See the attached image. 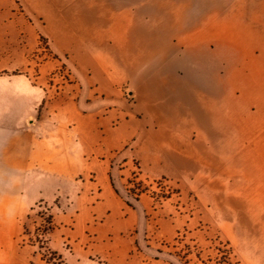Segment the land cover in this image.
I'll return each mask as SVG.
<instances>
[{
	"label": "rangeland",
	"instance_id": "1",
	"mask_svg": "<svg viewBox=\"0 0 264 264\" xmlns=\"http://www.w3.org/2000/svg\"><path fill=\"white\" fill-rule=\"evenodd\" d=\"M20 1L0 0V6H26ZM59 1L76 8L86 3V18L97 11L101 31L86 32L99 45L90 43L92 53L110 58L113 81L78 44L75 58L86 59V79H75L77 68L61 55L55 61L69 70L43 65L46 76L37 83L44 89L43 120L55 105L59 120L74 122V139L84 144L80 171L69 182L28 175L24 204L11 224L10 264H264L258 252L264 249V209L250 205V220L239 223L259 233L250 241L260 248L247 246L243 255L194 194L196 177L226 181L228 131L235 133V150L241 144L225 122L227 106L242 102L228 93L226 76L244 57L255 60L261 50L264 58V0ZM124 8L136 10L125 48L112 31L114 13ZM54 41L59 51L70 46L60 35ZM83 96L81 119L76 102ZM168 146L185 154L169 161ZM214 189L222 204L226 188L218 183Z\"/></svg>",
	"mask_w": 264,
	"mask_h": 264
},
{
	"label": "crops",
	"instance_id": "2",
	"mask_svg": "<svg viewBox=\"0 0 264 264\" xmlns=\"http://www.w3.org/2000/svg\"><path fill=\"white\" fill-rule=\"evenodd\" d=\"M21 1L26 6H0V264H10L13 238L11 224L24 204L22 191L28 175L32 172L50 174L56 176L58 182H69L73 181L80 171L78 165L80 166L81 155L78 154L81 153L79 148L84 144L80 138L77 143L74 139V133L71 131L75 127L74 122L69 126V120H59L56 116L59 109L55 105L46 114L48 119L43 120L44 89L41 84H37L38 78L46 76L42 74L43 65L54 63L57 70L58 65L63 72L65 68L69 70L63 65L65 61L61 60V64H58L56 56L61 55L66 58V63L70 62L77 68L75 72L71 71L75 79H86V59L75 58L73 47L78 44L96 61L95 68L98 67L101 72L107 73L111 67L110 58L105 52L100 53L99 50L94 54L90 49L91 34L86 30L101 31L96 18L97 11H90L86 18V3L76 8L74 3H68L66 6L59 0ZM31 3L34 6H31ZM134 11L136 10L124 8L115 12L112 17V31L116 30L114 35L119 37L116 39L117 43L123 48L129 44V38L126 39V36L134 21ZM215 28L213 24L210 30ZM59 35L69 42L67 46L70 45L69 48L72 49H61L62 53L58 50L60 47L54 37ZM108 35L102 36L109 38ZM28 38H31L30 45ZM46 38L48 40H45ZM110 38L114 40L112 35ZM198 42L202 43L203 39H197ZM51 50L54 51L47 53ZM43 54L50 57L45 62L41 59ZM261 55L260 50L255 60L242 58L237 65H233L226 76L230 96L242 99L241 103H230L226 111V125L236 129L241 143L235 150V133L228 131L226 167L221 169L226 181L196 177L194 187L196 199L202 206L210 209L229 243L238 248L241 254L246 253L247 246L256 249L260 247L250 241L259 238V233L256 232L253 236L239 223L244 224L250 220H247L251 212L250 205L252 207L258 204L264 209V58H261ZM57 75L54 74V77ZM109 77L113 81L110 75ZM79 100L76 103L82 111L79 110L78 115L81 119L86 118V97L83 96ZM96 101L95 106L102 100ZM156 142L159 143L154 141L151 145H156ZM76 144H80V147ZM164 151L169 161L178 153L185 154L182 148L177 149L174 146H168ZM151 155L152 162L159 163V160H156L159 159L157 155L154 152ZM81 171L85 173L83 169ZM176 171L187 181L183 172L179 169ZM218 183L226 188L222 204L215 202L219 192H215L214 186ZM208 187L211 193H208ZM253 213L259 216L257 212ZM258 252L264 254V249Z\"/></svg>",
	"mask_w": 264,
	"mask_h": 264
},
{
	"label": "trees",
	"instance_id": "3",
	"mask_svg": "<svg viewBox=\"0 0 264 264\" xmlns=\"http://www.w3.org/2000/svg\"><path fill=\"white\" fill-rule=\"evenodd\" d=\"M128 204H129V202H128Z\"/></svg>",
	"mask_w": 264,
	"mask_h": 264
}]
</instances>
